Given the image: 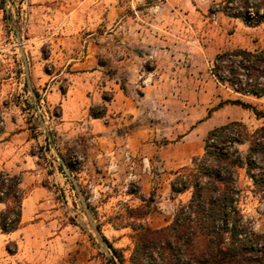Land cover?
I'll return each mask as SVG.
<instances>
[{
  "label": "rangeland",
  "instance_id": "374dc122",
  "mask_svg": "<svg viewBox=\"0 0 264 264\" xmlns=\"http://www.w3.org/2000/svg\"><path fill=\"white\" fill-rule=\"evenodd\" d=\"M222 2L0 0V171L19 176L25 193L19 229L0 231V264H106L111 257L91 232L57 155L65 167H72L66 169L99 234L125 261L133 248V229L168 225L189 199V193L171 198L170 184L181 168L160 170V159L146 156L152 178L144 188L137 177L145 158L121 148L115 160L105 150L107 142L99 139L107 132L93 134L87 117L71 124L62 120L60 105L72 85L69 60L92 53L102 74L143 110L139 120L120 131L135 129L141 145L155 144L165 154L181 153L183 145H190L193 156L186 166L202 154L210 130L239 121L252 131L264 122L248 110L224 104L241 99L264 110V99L241 97L210 74L217 54L264 49V22L253 27L215 11ZM18 39L33 95L26 86ZM121 61L125 63L119 65ZM156 62L170 72L165 92L144 98L146 77L137 74L152 71ZM111 96L105 91L101 98ZM101 107H90L89 116L100 118ZM127 155L139 172L134 179L128 177ZM238 185L243 213L256 233L264 231V195L252 193L243 171ZM4 208L0 203V212Z\"/></svg>",
  "mask_w": 264,
  "mask_h": 264
},
{
  "label": "trees",
  "instance_id": "16d2710c",
  "mask_svg": "<svg viewBox=\"0 0 264 264\" xmlns=\"http://www.w3.org/2000/svg\"><path fill=\"white\" fill-rule=\"evenodd\" d=\"M221 4L215 11L253 27L264 22V0H224ZM210 74L217 84L241 97L264 99V49L217 54ZM103 101L109 99L103 97ZM224 104L248 110L257 120H264V110L241 99ZM2 131L0 116V135ZM66 167L72 170L69 164ZM240 171L251 182L252 193L263 196L264 122L252 131L239 121L210 130L202 154L177 171L170 184L172 195L189 191L188 201L177 207L168 225L158 229L138 225L133 229L136 233L127 261L100 235L112 254L106 264H264V231L253 230L240 206ZM20 184L19 176L0 171V203L5 204L0 212L3 234L19 229L25 195Z\"/></svg>",
  "mask_w": 264,
  "mask_h": 264
},
{
  "label": "crops",
  "instance_id": "0c3cea01",
  "mask_svg": "<svg viewBox=\"0 0 264 264\" xmlns=\"http://www.w3.org/2000/svg\"><path fill=\"white\" fill-rule=\"evenodd\" d=\"M69 62V69L73 71L70 74L73 81L71 80L72 85L69 86L70 90L67 91L66 97L62 98L60 105L63 115L62 120H66V122H70L71 124V120H82L87 117L85 123L91 126V132L93 134L107 132V134H104L105 137L102 136L99 139H101V142H107L105 150L115 160L119 158L121 148H128L132 155L137 156L138 159L145 158L147 166H149L147 163L149 161L148 158H152L154 155L160 159L158 165L160 170L166 169L174 171L186 166L187 160L193 156L190 145H183V152L181 153L165 154L162 151V147L155 144L141 145V139L137 136L138 132L135 129H127L123 133L120 131L119 128L130 125L137 117H139V120L143 110L140 104L136 106L131 102L123 90L119 88V84L113 80H109L102 74V68L98 65L97 59L92 53L87 54L81 59L73 58ZM124 63L121 61L119 65ZM155 64L156 67L152 71L146 74L143 72H140V75L137 74L138 78L141 76L146 77L142 82L144 87L141 88L144 98L147 97V94L153 95L155 93L165 92L166 79L170 72H167L159 62ZM105 91L112 95L109 101H103L101 98L102 93ZM93 106L105 107L104 113L100 118H91L89 116V108ZM80 112H82L81 118L79 117ZM150 168L149 166L148 169ZM135 172H138V169ZM137 178L138 184L143 185L145 188L146 185L151 184L150 180L152 176L150 175V170L138 175ZM188 193L189 191L172 195L171 198L174 199L175 196L180 197Z\"/></svg>",
  "mask_w": 264,
  "mask_h": 264
},
{
  "label": "water",
  "instance_id": "95a60500",
  "mask_svg": "<svg viewBox=\"0 0 264 264\" xmlns=\"http://www.w3.org/2000/svg\"><path fill=\"white\" fill-rule=\"evenodd\" d=\"M18 45H19V51H20V54H21V57H22V61H23V67H24V76H25V80H26V86L30 92L31 95H33V92L31 90V87H30V80H29V72H28V65H27V62L25 60V56H24V53H23V49H22V46H21V43H20V40L18 39ZM57 159L59 160L60 162V165H61V168H62V172L64 173V175L68 178V180L70 181V183L72 184L76 194H77V197H78V200L79 202L81 203L82 205V208H83V211H84V214L87 218V221H88V224H89V227H90V230L91 232L93 233L96 241H98L99 243H101L102 245V248L105 252V255L108 256V247L107 245L102 241V238L98 232V229L97 227L93 224V219H92V216H91V213L87 207V204L77 186V183L76 181L74 180V178L72 177V175L67 171L65 165L63 164L61 158L57 155Z\"/></svg>",
  "mask_w": 264,
  "mask_h": 264
},
{
  "label": "built area",
  "instance_id": "2783aa9c",
  "mask_svg": "<svg viewBox=\"0 0 264 264\" xmlns=\"http://www.w3.org/2000/svg\"><path fill=\"white\" fill-rule=\"evenodd\" d=\"M125 160H126V162L128 163V166H129L128 167V171H129L128 177L130 179H134L136 177V175H135V163L132 160V158L130 156H128V155L126 156ZM145 161H146L145 159H142L141 164H140V168H139L140 173H142V174L146 173L149 170Z\"/></svg>",
  "mask_w": 264,
  "mask_h": 264
}]
</instances>
